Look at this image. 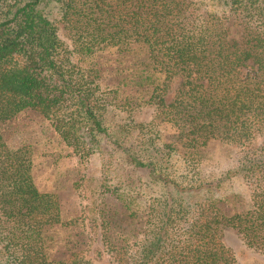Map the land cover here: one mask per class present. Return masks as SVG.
I'll use <instances>...</instances> for the list:
<instances>
[{
    "label": "trees",
    "instance_id": "16d2710c",
    "mask_svg": "<svg viewBox=\"0 0 264 264\" xmlns=\"http://www.w3.org/2000/svg\"><path fill=\"white\" fill-rule=\"evenodd\" d=\"M142 106L154 113L139 121ZM24 110L100 159L83 206L95 256L237 264L226 227L264 253V0H0V264H95L75 243L50 250L63 204L37 184L34 147L2 129ZM113 110L127 128L108 123ZM211 141L238 147L231 166L203 170Z\"/></svg>",
    "mask_w": 264,
    "mask_h": 264
},
{
    "label": "rangeland",
    "instance_id": "374dc122",
    "mask_svg": "<svg viewBox=\"0 0 264 264\" xmlns=\"http://www.w3.org/2000/svg\"><path fill=\"white\" fill-rule=\"evenodd\" d=\"M59 28L61 35L65 37L63 25L59 24ZM108 57L110 58L109 54L99 57L103 67L101 68L103 82L112 81L110 77L115 75L110 71L113 66ZM180 82V76L171 79L166 93L167 101L173 98ZM153 113L151 106H142L133 110L135 118L139 121L150 118ZM107 118L113 129L127 128L126 122L129 120L124 112L113 110L107 114ZM160 127L164 131L171 130L168 123L159 124V129ZM2 129L11 145L29 143L34 147L33 152L37 154L35 168L37 184L42 189L56 192L61 199L65 223L57 224L50 229L49 247L52 254L62 256L68 252V247L75 243L76 247L82 248L83 254L91 258L95 264H113L108 251L104 250L101 256H95L93 250L98 242L95 237L89 238L86 219H84L85 212H83V206L87 201L84 189H89V184H94L93 178L100 173V159L97 156L81 158L78 154L72 153L71 149L58 142L59 139L49 122L33 110L19 112L13 119L5 122ZM260 139L261 137H258L254 142L258 143ZM204 151L203 170L217 172L232 165L238 147L211 141ZM120 159L119 157L117 161ZM86 175H91L92 179L85 178ZM234 187L241 186L235 183ZM221 237L235 255L237 264H264V253L247 246L235 228H223Z\"/></svg>",
    "mask_w": 264,
    "mask_h": 264
}]
</instances>
